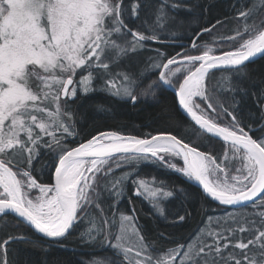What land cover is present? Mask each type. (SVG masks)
Here are the masks:
<instances>
[{
	"label": "snow or ice",
	"instance_id": "6c2138e0",
	"mask_svg": "<svg viewBox=\"0 0 264 264\" xmlns=\"http://www.w3.org/2000/svg\"><path fill=\"white\" fill-rule=\"evenodd\" d=\"M260 5L232 0L213 22L212 0H0V223L27 229L0 239V264H30L15 246L37 240L44 252L91 250L59 264H264V79L248 71L264 59ZM181 29L190 46L173 53ZM218 73L231 77L225 91ZM148 101L222 142V155L172 132H86ZM136 199L159 221L155 234ZM194 200L220 212L187 237L162 230L194 219Z\"/></svg>",
	"mask_w": 264,
	"mask_h": 264
},
{
	"label": "trees",
	"instance_id": "16d2710c",
	"mask_svg": "<svg viewBox=\"0 0 264 264\" xmlns=\"http://www.w3.org/2000/svg\"><path fill=\"white\" fill-rule=\"evenodd\" d=\"M202 2H209V0H202ZM214 7L211 11V17L213 18H223L226 13H230L229 4L232 0H212ZM252 3L260 8V0H252ZM259 20L260 17L258 16ZM207 23V20L203 21ZM226 27L220 29L217 33V38L215 43L211 44L215 51H222L217 47L221 42V37H227L229 34L233 33L235 24L229 19L225 21ZM199 25L196 23H191V28H197ZM192 38V33L189 29H181L180 35L176 38V42L169 48V51L175 53L181 50V45L190 46L189 40ZM203 42V38L201 40ZM248 71L251 74V78L254 80L264 79V59H259L255 63L249 64ZM231 83V77L228 73H223L217 75L215 81V86L221 91H225ZM167 104L173 103L172 94H167ZM245 110L253 107L251 97L246 98L243 105ZM171 115L172 119H167ZM183 125V126H182ZM96 128H101L103 130H108L109 128H116L119 131L125 132L131 135L143 136L146 133H159V132H172L178 137H182L185 142L190 143L192 146L198 147L201 151H213L217 155H222L221 146L222 142H218L216 139L206 135L200 131L191 121H184L183 117L177 118L174 113H162L160 108L153 106L152 101H148L147 105H141L140 107L126 106L122 107L115 114L113 119L108 120H95L90 121L86 132H91ZM181 163V161H180ZM140 168L143 172H152L154 175H166L167 178L176 183L184 184L185 180L181 174H176L174 172H164L163 170L156 169L152 165L141 164ZM193 191H198L195 186H193ZM203 200H194L190 208L193 212L194 219H190L182 227L175 229H162L165 231H173L178 237H187L193 230L201 223L204 219L205 213L208 215H216L220 212V209H215V205L211 208L203 207ZM122 210L128 209L127 201H123L120 205ZM136 211L139 217V222L145 228L151 230L155 234V228L159 225V221L155 220L150 215V207L147 202H142L136 199ZM258 218V217H257ZM9 225L12 224V217H8ZM27 231L24 226L17 227H6L3 223H0V239L6 237L8 233L21 234ZM43 241H35V246L33 248H24L23 246L17 244L15 247L20 251V256L22 259L26 258L30 264H59L60 261L69 262L75 261L80 258L81 255L87 256L88 252L91 251L87 247L77 246L73 242H69L68 248H61L58 246H50L47 252L40 250ZM75 248V252L71 249Z\"/></svg>",
	"mask_w": 264,
	"mask_h": 264
},
{
	"label": "water",
	"instance_id": "95a60500",
	"mask_svg": "<svg viewBox=\"0 0 264 264\" xmlns=\"http://www.w3.org/2000/svg\"><path fill=\"white\" fill-rule=\"evenodd\" d=\"M190 121V120H189ZM193 124H194V122H192ZM197 127V126H196ZM198 128V127H197ZM200 131H202L203 133H205L206 135H208V136H210V134H207L206 132H204L203 130H200ZM211 137V136H210ZM213 138V137H212ZM215 139V138H214ZM181 163H182V161H181Z\"/></svg>",
	"mask_w": 264,
	"mask_h": 264
},
{
	"label": "rangeland",
	"instance_id": "374dc122",
	"mask_svg": "<svg viewBox=\"0 0 264 264\" xmlns=\"http://www.w3.org/2000/svg\"><path fill=\"white\" fill-rule=\"evenodd\" d=\"M117 220H118V217H117Z\"/></svg>",
	"mask_w": 264,
	"mask_h": 264
}]
</instances>
